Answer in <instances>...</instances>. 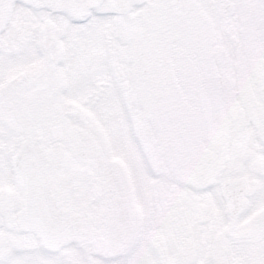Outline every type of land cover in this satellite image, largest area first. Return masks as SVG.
I'll return each instance as SVG.
<instances>
[{"label": "snow or ice", "instance_id": "6c2138e0", "mask_svg": "<svg viewBox=\"0 0 264 264\" xmlns=\"http://www.w3.org/2000/svg\"><path fill=\"white\" fill-rule=\"evenodd\" d=\"M0 264H264V0H0Z\"/></svg>", "mask_w": 264, "mask_h": 264}]
</instances>
